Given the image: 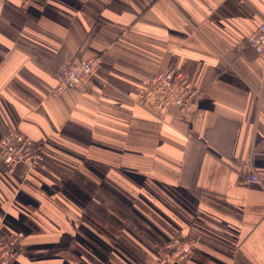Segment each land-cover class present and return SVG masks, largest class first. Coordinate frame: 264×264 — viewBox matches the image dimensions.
<instances>
[{
  "label": "crops",
  "instance_id": "1",
  "mask_svg": "<svg viewBox=\"0 0 264 264\" xmlns=\"http://www.w3.org/2000/svg\"><path fill=\"white\" fill-rule=\"evenodd\" d=\"M263 19L264 0H0V137L47 157L0 164L12 264H157L175 236L196 239L187 264H264ZM97 56L87 90L54 93ZM171 69L202 95L160 117L136 99Z\"/></svg>",
  "mask_w": 264,
  "mask_h": 264
},
{
  "label": "built area",
  "instance_id": "2",
  "mask_svg": "<svg viewBox=\"0 0 264 264\" xmlns=\"http://www.w3.org/2000/svg\"><path fill=\"white\" fill-rule=\"evenodd\" d=\"M29 1V0H28ZM247 43L259 55L264 54V19L259 27L247 37ZM102 58H78L69 67L55 88V94L67 90H87L91 79L98 74ZM202 91L181 70L171 69L146 77L136 102L143 107L152 108L156 115L164 117L171 109H179L189 114L198 105ZM47 157L35 140L17 128L0 137V164L11 168L23 165L28 171L46 165ZM250 182H259L256 173L247 176ZM24 234L17 232L10 238L0 237V264H12L23 251ZM196 239L175 236L168 243L159 246L157 264H187Z\"/></svg>",
  "mask_w": 264,
  "mask_h": 264
}]
</instances>
